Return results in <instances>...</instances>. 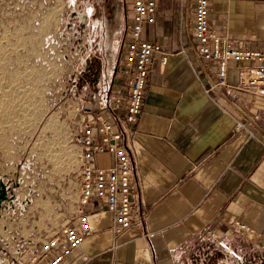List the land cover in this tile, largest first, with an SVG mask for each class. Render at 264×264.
Listing matches in <instances>:
<instances>
[{
	"label": "crops",
	"instance_id": "0c3cea01",
	"mask_svg": "<svg viewBox=\"0 0 264 264\" xmlns=\"http://www.w3.org/2000/svg\"><path fill=\"white\" fill-rule=\"evenodd\" d=\"M195 1L158 0L156 22L143 31L168 53L166 64L161 54L155 58L128 136L144 222L116 234L114 215L90 204L93 234L61 264H200L202 252L234 247L239 237L264 246L263 235L251 241L233 229L239 218L264 230V96L234 87L241 78L236 66L228 73L232 86L206 91L212 67L195 50ZM210 23L238 45L264 49V0H210ZM245 114L254 119L256 138L234 131L235 117ZM99 159L113 162L110 155ZM5 175L0 170L10 181Z\"/></svg>",
	"mask_w": 264,
	"mask_h": 264
},
{
	"label": "rangeland",
	"instance_id": "374dc122",
	"mask_svg": "<svg viewBox=\"0 0 264 264\" xmlns=\"http://www.w3.org/2000/svg\"><path fill=\"white\" fill-rule=\"evenodd\" d=\"M129 17L124 0H0V170L15 193L0 213V264H29L78 215L77 107L119 64ZM242 238L219 248L226 260L252 247Z\"/></svg>",
	"mask_w": 264,
	"mask_h": 264
},
{
	"label": "built area",
	"instance_id": "2783aa9c",
	"mask_svg": "<svg viewBox=\"0 0 264 264\" xmlns=\"http://www.w3.org/2000/svg\"><path fill=\"white\" fill-rule=\"evenodd\" d=\"M131 16L124 32L119 64L112 74L98 81L93 96L78 105V129L73 135L80 148V204L78 215L42 240L40 250L29 264H61L93 234L87 207L99 203L114 215L113 230L122 234L133 224L143 223L145 211L140 207L138 171L128 136L134 130L150 87L155 58L161 54L163 64L168 53L163 45L143 36L146 24L157 18L158 0H124ZM194 45L198 58L209 73L211 92L228 82L231 67L241 71L234 87L264 96V49L238 45L235 38L219 34L210 23V0H196L193 20ZM254 119L245 114L235 117L234 131L256 138ZM110 155V164L100 157ZM233 229L244 232L254 241L264 230L250 226L239 218Z\"/></svg>",
	"mask_w": 264,
	"mask_h": 264
},
{
	"label": "flooded vegetation",
	"instance_id": "af4514ba",
	"mask_svg": "<svg viewBox=\"0 0 264 264\" xmlns=\"http://www.w3.org/2000/svg\"><path fill=\"white\" fill-rule=\"evenodd\" d=\"M107 1V0H106ZM108 6V2L105 3ZM105 6V7H106ZM112 10V9H110ZM74 18L82 17L80 12L75 11L72 15ZM92 65L89 66L87 72H89L90 76H97L99 74L101 60L97 57H94ZM93 72V73H92ZM202 260L203 262L200 264H264V246L256 247V248H245L241 251V254L237 256V259L232 261H227L220 250H214L212 252L204 251L202 252Z\"/></svg>",
	"mask_w": 264,
	"mask_h": 264
},
{
	"label": "water",
	"instance_id": "95a60500",
	"mask_svg": "<svg viewBox=\"0 0 264 264\" xmlns=\"http://www.w3.org/2000/svg\"><path fill=\"white\" fill-rule=\"evenodd\" d=\"M12 191L11 181L5 182L3 177H0V208H2L4 202L11 200Z\"/></svg>",
	"mask_w": 264,
	"mask_h": 264
}]
</instances>
